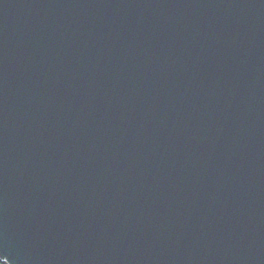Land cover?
I'll return each mask as SVG.
<instances>
[{
	"label": "water",
	"instance_id": "water-1",
	"mask_svg": "<svg viewBox=\"0 0 264 264\" xmlns=\"http://www.w3.org/2000/svg\"><path fill=\"white\" fill-rule=\"evenodd\" d=\"M7 264H264V0H0Z\"/></svg>",
	"mask_w": 264,
	"mask_h": 264
},
{
	"label": "snow or ice",
	"instance_id": "snow-or-ice-1",
	"mask_svg": "<svg viewBox=\"0 0 264 264\" xmlns=\"http://www.w3.org/2000/svg\"><path fill=\"white\" fill-rule=\"evenodd\" d=\"M0 264H7V261H5L2 257H0Z\"/></svg>",
	"mask_w": 264,
	"mask_h": 264
}]
</instances>
